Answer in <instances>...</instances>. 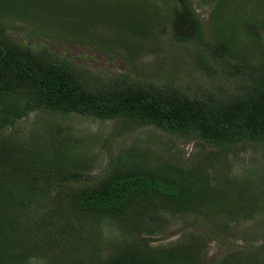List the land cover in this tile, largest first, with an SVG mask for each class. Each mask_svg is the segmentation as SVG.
I'll list each match as a JSON object with an SVG mask.
<instances>
[{"label":"trees","instance_id":"trees-1","mask_svg":"<svg viewBox=\"0 0 264 264\" xmlns=\"http://www.w3.org/2000/svg\"><path fill=\"white\" fill-rule=\"evenodd\" d=\"M77 1L86 19L101 27L132 36L150 34L146 24L150 17L138 3ZM174 1L176 6H171L168 17L170 38L197 47L196 61L203 72L218 70L227 77H243L232 94L188 96L165 83L124 77L94 85L69 63L52 59L44 46L32 50L12 40L0 22V264L21 263L34 256H46L50 264H61L56 252L62 247L76 255L79 264H202L200 250H182L178 245L152 248L146 235L159 225L148 229L141 221L149 215L159 223L160 211L197 209L211 199L210 193L217 188L208 185V177L200 169L172 164L151 168L144 155H134L132 165L124 164L127 158L110 162L98 180L70 187L68 183L81 176L77 168H65L59 154L55 150L46 153L37 138L21 141L6 131L27 113L45 110L48 114L73 113L100 121L122 118L136 126L216 147L264 139V23L262 35L257 34L253 23H243V34L256 45L260 61L251 63L234 47V34L224 35V28L229 27L214 26L211 17L213 29L206 40L190 2ZM216 1L214 16L225 2ZM35 5H41L39 12H34ZM0 8L9 11L11 17L36 19L43 25L47 15L60 20V13L67 17L78 10L73 0H0ZM152 14L158 16L157 20L162 16ZM75 30L80 42L98 45L97 37L89 36L87 31L85 39L82 37L80 24ZM116 46L127 54L137 53L134 49L131 53L126 43L117 42ZM31 208L37 210L31 225L22 223L18 219L24 216L22 210ZM70 218L108 220L128 232L144 234L134 239L132 236L100 258L90 251L83 252L78 237L69 232ZM20 239L26 240V247H21ZM218 264L240 263L229 256ZM242 264L251 263L245 259Z\"/></svg>","mask_w":264,"mask_h":264},{"label":"rangeland","instance_id":"rangeland-1","mask_svg":"<svg viewBox=\"0 0 264 264\" xmlns=\"http://www.w3.org/2000/svg\"><path fill=\"white\" fill-rule=\"evenodd\" d=\"M131 1L138 3L145 15L150 17L146 23L150 34L132 36L88 21L77 0H73L77 12L67 17L60 13V20L47 15L45 25L36 19L11 17L9 11L1 8L0 22L12 40L32 50L44 46L52 59L69 63L73 70L83 74L94 85L100 86L116 77H124L141 82L145 79L151 84L165 83L188 96L208 93L219 97L235 91L236 82L243 77H227L218 70L208 74L203 72L196 61L197 47L195 49L190 44L178 43L170 38L168 17L171 6H176L174 0ZM188 2L200 20L206 40L211 37L213 27L210 18L214 17V26L229 27L224 28V35L234 34V47L243 52L247 61H259L256 45L243 34L242 27L245 22L253 23L257 34L262 35L264 0H225L215 16L212 13L216 0ZM40 8L41 5H35L34 12H39ZM152 12L162 16L157 20L158 16ZM79 24L83 30L82 37L85 39L84 31H87L89 36L97 37L95 42L98 45L80 42V35L75 30ZM117 42L126 43L131 53L133 49L137 53L127 54L116 46ZM6 131L21 141H36L37 138L46 153L55 150L59 154L57 157L65 168H77L81 176L72 179L68 183L70 187L98 180L106 173L110 162L127 158L124 164L130 166L134 155H144L151 168L172 164L200 169L208 177V185L212 189L217 188L216 192L212 190L211 199L197 209L158 212L160 224L153 217L144 215L141 218L144 227L149 229L152 225H159L153 233L146 235L149 245L152 248L178 245L182 250H200L202 264H218L229 256L240 264L245 259L251 264H264V139L216 147L151 127L136 126L122 118L100 121L73 113L48 114L45 110L27 113ZM22 214L24 216L18 219L31 225L37 210H22ZM68 221L71 223L69 232L78 237L83 252L90 251L100 258L130 241L132 236L134 239L144 234L128 232L108 220L91 222L70 218ZM31 232L37 234L35 230ZM32 234L31 237L34 236ZM25 241L20 239L22 248L26 247ZM57 256L61 264L80 262L76 255L63 247L58 249ZM11 264L50 262L46 256H34Z\"/></svg>","mask_w":264,"mask_h":264}]
</instances>
